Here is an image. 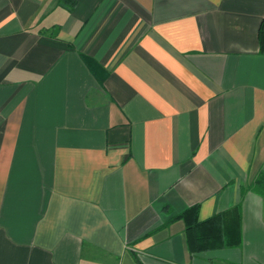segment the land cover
<instances>
[{"label":"crops","instance_id":"0c3cea01","mask_svg":"<svg viewBox=\"0 0 264 264\" xmlns=\"http://www.w3.org/2000/svg\"><path fill=\"white\" fill-rule=\"evenodd\" d=\"M263 18L0 0V264H264ZM194 205L229 245L190 251Z\"/></svg>","mask_w":264,"mask_h":264},{"label":"trees","instance_id":"16d2710c","mask_svg":"<svg viewBox=\"0 0 264 264\" xmlns=\"http://www.w3.org/2000/svg\"><path fill=\"white\" fill-rule=\"evenodd\" d=\"M76 0H58V5L68 11L75 6ZM260 49H264V18L258 31ZM252 190L264 198V173H260L252 184ZM198 205L188 207L174 218L185 225L187 245L192 252L212 250L229 245L222 234L221 217L218 214L205 221H198ZM230 243V242H228ZM236 245V244H234Z\"/></svg>","mask_w":264,"mask_h":264}]
</instances>
